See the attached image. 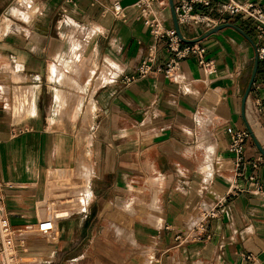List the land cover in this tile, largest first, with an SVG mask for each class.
<instances>
[{
  "label": "crops",
  "instance_id": "0c3cea01",
  "mask_svg": "<svg viewBox=\"0 0 264 264\" xmlns=\"http://www.w3.org/2000/svg\"><path fill=\"white\" fill-rule=\"evenodd\" d=\"M116 1L124 17L114 15ZM136 2L17 0L6 9L0 0V179L19 232L17 264H264V200L227 195L231 133L251 131L244 157L264 172L258 59L243 103L253 24L226 14L217 25H230L207 34L204 23L178 22L181 45L203 46L214 70L189 55L172 78L153 70L126 83L154 42L145 20L175 30L168 0L146 14ZM221 4L194 13L216 19ZM166 42L158 40L154 66L169 61ZM224 197L199 240L175 242ZM46 219L56 230L41 236Z\"/></svg>",
  "mask_w": 264,
  "mask_h": 264
},
{
  "label": "built area",
  "instance_id": "2783aa9c",
  "mask_svg": "<svg viewBox=\"0 0 264 264\" xmlns=\"http://www.w3.org/2000/svg\"><path fill=\"white\" fill-rule=\"evenodd\" d=\"M67 1L73 2V0ZM155 1L156 0H137L135 5L141 14H146L151 11V6ZM212 1L213 0H179L178 3L174 5L177 21L179 23H190L193 25L204 23L207 28H212L219 23L223 15L244 16L253 24L255 30V53L257 59L264 64V8L249 0H218L222 2L218 18H206L203 12L194 13V6L196 4H200L204 10L212 11ZM113 12L118 18L125 16V7L120 1L114 3ZM145 24L149 27L154 42L150 45L147 55L137 66L136 73L124 79L126 83H131L138 77L147 76L153 72V70L163 72L165 77L172 78L174 72L177 70L178 61L189 55H197L199 58L198 62L204 69L210 71L214 70V61L205 58V49L203 46L198 45L196 42L181 45V39L178 37L176 31L164 29L161 21L155 18L146 19ZM164 37L167 39L166 45L171 54L170 59L166 62L164 67L154 66L157 53V42ZM249 137L250 134L247 129L231 133L230 143L226 150L232 155L234 179L229 182L227 195L237 196L241 193L248 192L258 195L264 200V172L257 175L254 171L257 168V164L255 162H250L244 157V145ZM261 159L260 157L257 161ZM247 166H250L253 171L247 172ZM239 179H244L243 187L240 186L238 182ZM4 187L5 185L0 179V264H17L16 237L19 232L11 225L9 214L4 203ZM225 202V197L219 198L215 206L199 216L198 222L190 231L185 234H177L174 238L175 242L178 244H186L191 241L199 240L200 235L203 234L206 229L208 221L215 218L217 213L224 209ZM55 228V223L50 219H46L39 224L38 233L41 236H48L55 231ZM246 258L250 259L251 256Z\"/></svg>",
  "mask_w": 264,
  "mask_h": 264
},
{
  "label": "water",
  "instance_id": "95a60500",
  "mask_svg": "<svg viewBox=\"0 0 264 264\" xmlns=\"http://www.w3.org/2000/svg\"><path fill=\"white\" fill-rule=\"evenodd\" d=\"M168 4H169V7L172 11V14H173V21H174V24H175V31L178 35V37L183 41V37L181 36L180 32H179V29H178V21H177V18H176V15H175V12H174V6H173V1L172 0H168ZM230 24L229 23H222V24H219V25H216L214 26L213 28H211L207 34H210V33H214V32H217L218 30L224 28V27H227L229 26ZM256 69H257V56H256V62H255V65H254V69H253V72H252V75H251V79L249 81V84H248V87L246 89V92L244 94V98H243V103L245 102L246 100V96L250 90V87L252 85V82H253V79H254V76H255V73H256ZM249 131V130H248ZM249 134L251 135V131H249ZM262 151V150H261ZM263 153V152H262Z\"/></svg>",
  "mask_w": 264,
  "mask_h": 264
},
{
  "label": "rangeland",
  "instance_id": "374dc122",
  "mask_svg": "<svg viewBox=\"0 0 264 264\" xmlns=\"http://www.w3.org/2000/svg\"><path fill=\"white\" fill-rule=\"evenodd\" d=\"M4 1H5L4 8L10 9L16 3L17 0H4ZM173 2H175V0H173ZM50 219L53 220L54 218L51 217ZM56 226H57V223H56ZM53 236H54V234H53ZM33 238H36L37 240L38 239H41V237H33ZM49 240L51 242L52 241V238H50ZM25 263H27V262H25Z\"/></svg>",
  "mask_w": 264,
  "mask_h": 264
},
{
  "label": "bare ground",
  "instance_id": "6f19581e",
  "mask_svg": "<svg viewBox=\"0 0 264 264\" xmlns=\"http://www.w3.org/2000/svg\"><path fill=\"white\" fill-rule=\"evenodd\" d=\"M56 230V229H55Z\"/></svg>",
  "mask_w": 264,
  "mask_h": 264
}]
</instances>
